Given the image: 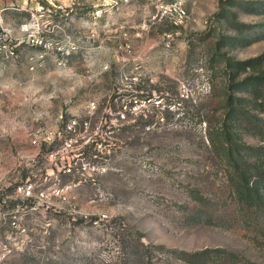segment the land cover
Instances as JSON below:
<instances>
[{
	"label": "rangeland",
	"instance_id": "obj_1",
	"mask_svg": "<svg viewBox=\"0 0 264 264\" xmlns=\"http://www.w3.org/2000/svg\"><path fill=\"white\" fill-rule=\"evenodd\" d=\"M54 1L78 44L56 75L72 69L79 80L57 110L78 114L81 127L73 147L51 157L60 139L34 147L24 136L0 138V218L26 221L0 223V264H189L178 250L204 247L237 251L235 264L264 262V218L229 191L217 154L234 72L220 52L264 54V13L249 9L264 0H175L185 8L177 24L165 11L174 0ZM257 62L233 80L264 68ZM263 126L247 119L239 130L257 145ZM18 184L44 186L45 205L27 210Z\"/></svg>",
	"mask_w": 264,
	"mask_h": 264
},
{
	"label": "built area",
	"instance_id": "obj_2",
	"mask_svg": "<svg viewBox=\"0 0 264 264\" xmlns=\"http://www.w3.org/2000/svg\"><path fill=\"white\" fill-rule=\"evenodd\" d=\"M44 2L47 3L45 8L43 7ZM60 8L61 4L54 0H0V74L4 64L16 62L19 59L22 44L31 46L24 54L29 70L33 71L44 66L47 60L53 62L55 69L66 65L68 55L78 48V44L73 39H68V34H64L63 17L58 10ZM165 9L170 15V20L175 24L185 15V8L180 1L169 2ZM9 11L18 14L28 11L29 15L25 20L21 19L17 22L9 18ZM60 82L61 85L56 86V90L48 92V98H56L62 106H67L72 95L68 98H60L59 91L63 85L61 80ZM60 82L57 79V83ZM94 107V102H91L89 112H92ZM49 109L50 106H38L30 110V115L27 117L19 112L10 113L5 117L0 116V138L10 140L14 136H24L27 139L26 142L34 147H47L60 139V148L51 151L49 157L61 152L63 147L72 148L77 140L75 137L77 129L81 127L78 114L68 111L67 107H60L54 116L50 117ZM67 111L68 115H66ZM82 123L86 126L88 122L84 120ZM58 157L63 159L61 153ZM67 164H70L69 160ZM58 169L70 172L72 168L70 165L63 164L62 168L58 167ZM3 177L4 173H1L0 180ZM40 184L42 185V182ZM40 184L37 188L31 184H18L15 188L17 194L28 200L25 207L29 211L37 210L45 205L46 188ZM8 214L10 217L0 218V223L13 225L17 222L19 224L26 222L11 213ZM28 220L34 222L35 218ZM44 223L48 222L44 220Z\"/></svg>",
	"mask_w": 264,
	"mask_h": 264
},
{
	"label": "trees",
	"instance_id": "obj_3",
	"mask_svg": "<svg viewBox=\"0 0 264 264\" xmlns=\"http://www.w3.org/2000/svg\"><path fill=\"white\" fill-rule=\"evenodd\" d=\"M247 2L253 1H239V5ZM254 3L262 4L261 10L247 8L251 9L250 11L264 13V1ZM220 53L224 67H229L234 72L230 73L232 81H229L228 91L223 96L224 122L217 131L219 136L217 154L223 165L229 191L246 208L256 211L257 218L261 219L264 218V142L257 145L248 143L244 140L239 126L247 119L264 122V68L256 73H248L238 80L233 79L239 71L259 66L261 62L257 61L264 59V54L239 60L227 55L226 52ZM208 142L215 145L212 136H209ZM194 198L201 203L205 200L202 195ZM176 256L189 264H235L241 261L237 251L225 247H204L191 252L178 250Z\"/></svg>",
	"mask_w": 264,
	"mask_h": 264
},
{
	"label": "crops",
	"instance_id": "obj_4",
	"mask_svg": "<svg viewBox=\"0 0 264 264\" xmlns=\"http://www.w3.org/2000/svg\"><path fill=\"white\" fill-rule=\"evenodd\" d=\"M72 27L78 28V18L71 17ZM31 46L22 44L20 56L16 62L6 63L0 74V116L19 112L22 116L30 115V110L50 106V117L57 111V99H49L48 92L56 90L57 75L52 61L47 60L45 65L35 70L27 68L24 54ZM63 85L59 91L60 98H68L75 93L78 87V77H74L72 69L63 75ZM49 117V118H50ZM20 140L27 141L26 138ZM9 141V140H8Z\"/></svg>",
	"mask_w": 264,
	"mask_h": 264
}]
</instances>
